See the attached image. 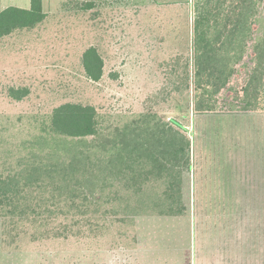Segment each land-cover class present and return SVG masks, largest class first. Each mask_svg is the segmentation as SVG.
<instances>
[{
  "label": "rangeland",
  "instance_id": "374dc122",
  "mask_svg": "<svg viewBox=\"0 0 264 264\" xmlns=\"http://www.w3.org/2000/svg\"><path fill=\"white\" fill-rule=\"evenodd\" d=\"M81 1L97 4L83 10L77 0H43V22L0 39V139L15 143L30 115L66 102L94 105L104 126L145 112L176 118L193 141L189 210L183 220L144 217L131 228L99 213L91 219L99 228L80 224L69 238L23 236L0 253V264H264V107L194 116L186 91L170 94L168 63L189 43L184 7ZM92 45L105 60L98 82L82 65ZM235 81L239 89L243 75ZM10 87L30 94L17 101Z\"/></svg>",
  "mask_w": 264,
  "mask_h": 264
},
{
  "label": "trees",
  "instance_id": "16d2710c",
  "mask_svg": "<svg viewBox=\"0 0 264 264\" xmlns=\"http://www.w3.org/2000/svg\"><path fill=\"white\" fill-rule=\"evenodd\" d=\"M83 10L95 1L77 0ZM160 0H132L139 7ZM185 8L189 43L168 63L172 93L189 98L194 116L264 107V0H166ZM47 17L43 0L0 11V39L33 29ZM88 78L104 76L97 46L82 55ZM243 75L238 89L236 79ZM28 87H10L21 101ZM24 136L0 139V253L31 241L69 238L101 214L134 227L139 218L183 220L185 174L193 169L189 128L145 112L122 126H104L92 104L66 102L28 117ZM100 219V218H98Z\"/></svg>",
  "mask_w": 264,
  "mask_h": 264
},
{
  "label": "crops",
  "instance_id": "0c3cea01",
  "mask_svg": "<svg viewBox=\"0 0 264 264\" xmlns=\"http://www.w3.org/2000/svg\"><path fill=\"white\" fill-rule=\"evenodd\" d=\"M27 4H28L27 0H0V11L5 9L6 7H9V6L28 8V7H26Z\"/></svg>",
  "mask_w": 264,
  "mask_h": 264
}]
</instances>
